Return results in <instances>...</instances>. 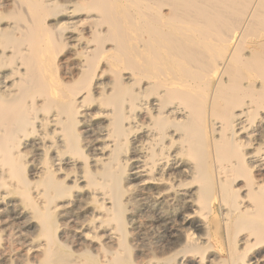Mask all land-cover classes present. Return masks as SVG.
<instances>
[{"label": "bare ground", "instance_id": "obj_1", "mask_svg": "<svg viewBox=\"0 0 264 264\" xmlns=\"http://www.w3.org/2000/svg\"><path fill=\"white\" fill-rule=\"evenodd\" d=\"M0 264H264V0H0Z\"/></svg>", "mask_w": 264, "mask_h": 264}]
</instances>
